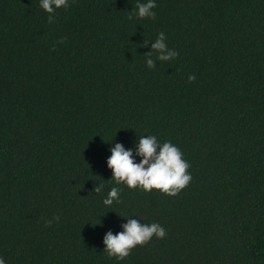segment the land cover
Instances as JSON below:
<instances>
[{
  "label": "trees",
  "instance_id": "obj_1",
  "mask_svg": "<svg viewBox=\"0 0 264 264\" xmlns=\"http://www.w3.org/2000/svg\"><path fill=\"white\" fill-rule=\"evenodd\" d=\"M138 2L69 0L49 23L40 0H0L5 264H264V0H155V19L129 20ZM160 32L179 56L149 69ZM145 135L191 165L178 195L111 178L110 148L139 163ZM128 219L167 235L109 258Z\"/></svg>",
  "mask_w": 264,
  "mask_h": 264
},
{
  "label": "clouds",
  "instance_id": "obj_2",
  "mask_svg": "<svg viewBox=\"0 0 264 264\" xmlns=\"http://www.w3.org/2000/svg\"><path fill=\"white\" fill-rule=\"evenodd\" d=\"M39 6L49 14L48 22L53 23L56 10L67 8L69 0H40ZM156 7L155 0L138 2L130 12L128 19H155L156 13L153 9ZM165 40L164 32H160L155 42L152 43L153 51L145 54L146 65L149 69L155 68L157 60L169 61L179 56L177 51L168 48ZM57 43H64V39H60ZM147 43L148 41H145L144 46H147ZM52 50L55 51V45ZM154 53L155 59H153ZM188 81L194 82L195 75L190 74ZM110 152L107 167L112 171L111 178L117 185L123 184L130 190L140 189L145 193L158 190L162 194L174 197L192 181V175L188 171L191 165L183 158L181 149L171 141L159 142L155 135L138 137L135 156L141 157L139 163L134 159L133 150L125 149L121 143H115L110 148ZM102 190L103 185H97L93 189L95 193H100ZM114 202H121L119 187H112L103 199V204L107 207L112 206ZM54 221H59L58 215L52 220L45 221V224L50 227ZM123 229L115 235L109 231L103 240L104 252L107 256L119 261L128 258L137 246H146L153 237L163 239L167 235L166 230L158 223L145 224L137 219H128ZM0 264H5L2 257H0Z\"/></svg>",
  "mask_w": 264,
  "mask_h": 264
}]
</instances>
